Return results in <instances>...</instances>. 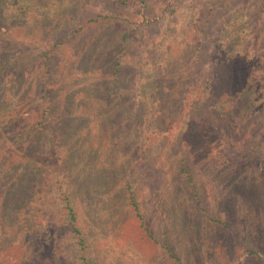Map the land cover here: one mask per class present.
Instances as JSON below:
<instances>
[{"label": "rangeland", "instance_id": "374dc122", "mask_svg": "<svg viewBox=\"0 0 264 264\" xmlns=\"http://www.w3.org/2000/svg\"><path fill=\"white\" fill-rule=\"evenodd\" d=\"M11 1L5 0L2 5ZM67 1L64 0L60 11H55L56 0H38L30 6V12L17 17L20 10L0 7V47L7 50L0 55V72L4 70L7 75L20 60H31L25 50H32L35 41L22 33L31 29L42 35L41 31L47 27L80 29L50 52L49 69L52 75L59 76L60 68L66 67L69 60L90 55L102 73L110 70L111 60L118 56L122 63L119 84L125 83V88L117 96H111L106 89L110 84H106L104 77L95 88V93L105 100L96 116L101 138L105 140H110L111 130L116 126L113 102L134 97L137 90L128 77L138 78L141 69L147 70L148 61L154 57H160L157 59L160 64L168 61L161 78L176 92L165 104L166 115L174 119L185 106L184 97L190 91H200L206 82L211 83L214 75L222 77L220 71L227 66L228 54L237 50L233 43L226 48L231 27L244 28V36L238 39L239 44L245 45L244 55L264 63V0H129L119 7L109 0H73V9L66 6ZM22 3L23 0L16 3L17 9ZM33 14L36 17L31 19ZM103 20L107 25L100 28ZM105 28H109L106 43L95 48L92 44L99 32H106ZM124 33L128 41L122 43ZM50 34L53 36L49 38L54 40L55 34ZM76 35L79 40H75ZM37 45H41L40 41ZM75 54L79 56L73 58ZM230 80L233 81V76ZM220 85L219 81L216 87ZM237 111L240 112L239 108ZM249 112L238 114V133L227 135L217 131L210 157L212 164L219 157L216 168L207 166L208 163L197 164L200 160L190 161L186 146L170 133L169 141L175 138V142H167L156 156L162 165L163 179L159 199L150 194L149 186L140 177V158L135 157L132 187L143 218L128 202L127 193L120 191L123 185L120 168H130L127 164L133 153L125 148L117 150L113 162L117 163L116 174L109 181L113 191L109 198L98 201L99 210L95 208L88 214L84 210L85 199L82 197L80 204L76 198L74 205L80 207L76 212L83 247L68 223L61 194L74 190L76 176L68 165L49 159L54 136L50 128L47 131L44 128L45 143L38 150H45L42 152L49 167L40 194L44 218L57 234L56 244L64 262L83 264L80 256H84L88 264H176L174 258L168 257L166 243L179 256L180 264H229L246 247L259 253L264 251V201H255L256 192H264V113ZM169 123L168 120L167 128ZM243 144L246 151L242 150ZM184 165L186 170L182 169ZM219 170L227 172L223 178L215 176Z\"/></svg>", "mask_w": 264, "mask_h": 264}, {"label": "trees", "instance_id": "16d2710c", "mask_svg": "<svg viewBox=\"0 0 264 264\" xmlns=\"http://www.w3.org/2000/svg\"><path fill=\"white\" fill-rule=\"evenodd\" d=\"M4 1L0 0V7H7L9 11L20 10L17 17L30 12V6L37 4L38 0H23L19 9L16 6L19 0L2 5ZM109 1L119 7L129 0ZM63 3L64 0H56L55 11H60ZM66 6L73 9L75 3L68 0ZM35 17L36 14H33L31 19ZM99 24L102 28L107 21ZM105 29V33L99 32L96 36L92 44L95 48L106 43L109 28ZM75 31L80 29L47 27L41 31L42 35L31 29L26 31L28 34L22 33L23 37L30 35V40L33 38L35 41L32 50H25L31 60H20L12 66L11 71L8 70L7 75L4 70L0 72V264H67L56 244L57 234L49 226V220L44 218L46 214L40 194L46 183L49 162L43 154L45 150L39 152L38 147L45 143V131L49 128L54 136L50 141L49 159L68 165L76 176L74 190L61 194L68 223L77 242L83 247V232L77 224L76 211L80 207L75 206L76 198L80 204L81 198L85 199L84 210L88 214L94 212L95 208L99 210L98 201L109 198L113 191L109 181L116 174L114 164L117 163L113 162L117 150L125 148L133 153L128 159L127 166L130 168H120L123 181L120 191L127 193L128 202L138 217L143 218L132 187L136 171L135 157L140 158V177L149 186L150 194L159 199L163 193V179L160 175L162 165L156 156L167 142H175V138L169 141L170 133L176 135L177 140L181 139L190 161L197 163L200 160L197 164L202 166L208 163L207 166L216 168L219 157L214 164L210 162V157L214 153L212 142L216 139L217 131H224L227 135L236 134L240 127L238 114L243 115L248 111L259 115L264 113V63L244 55L245 45L239 44L238 39L244 36L245 31L235 25L228 34L226 48L233 43L237 50L228 54L225 61L227 66L220 71L222 77L214 75L211 83L206 82L200 91H190L184 97L185 106L179 111L177 119L166 115L168 105L165 107V104H169L173 94L176 95L161 78L168 61L161 60L160 64L157 60L160 57H154L148 61L147 70L141 69L138 78L137 75L128 77L137 90L134 97L113 102L116 106H113L116 126L111 130L110 140H105L101 138L96 120L99 107L105 100L95 93V88L104 77L106 84H110L106 88L109 94L117 96L125 85L119 84L122 63L116 55L111 60L110 70L100 73L94 58L89 55L69 60L66 67L63 65L60 68L59 76L52 75L49 69L50 52L61 46L65 38L75 34ZM50 33L55 34L54 40L49 38L53 36ZM1 34L0 31V38ZM75 40H79L78 35ZM39 41L41 45H37ZM127 41V33H124L121 42ZM6 51V47H0V55ZM76 56L79 55L75 54L73 58ZM147 72L149 75L145 76ZM231 76L233 81L230 80ZM219 81L221 85L216 87ZM52 119L53 122L50 121ZM158 144L160 147H157ZM242 150L246 151L244 144ZM182 169L186 170L187 167L184 165ZM226 173L219 170L215 176L223 178ZM255 197L256 202L262 203L264 192H256ZM169 198L170 194L164 203ZM165 247L168 257L180 264V258L171 251L170 244L166 243ZM80 259L83 264H88L84 256H80ZM229 264H264V251L259 253L253 247H246Z\"/></svg>", "mask_w": 264, "mask_h": 264}]
</instances>
